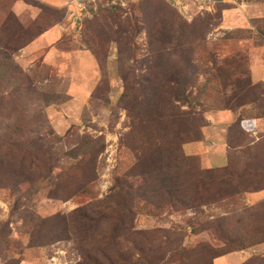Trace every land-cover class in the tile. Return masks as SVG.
Wrapping results in <instances>:
<instances>
[{"label":"rangeland","instance_id":"374dc122","mask_svg":"<svg viewBox=\"0 0 264 264\" xmlns=\"http://www.w3.org/2000/svg\"><path fill=\"white\" fill-rule=\"evenodd\" d=\"M212 1L208 12L171 0H124L121 6L95 0L78 12L68 7L69 0H0V264H87L83 253L96 256L99 244H88L72 214L98 208L118 189L146 193L155 182L153 144L180 125L165 126L166 113L185 116L183 132L197 116L217 129L231 122L232 113L233 122L245 120L242 126L253 130L247 147L264 136V119L252 120L264 112V85L252 86L249 78L252 57H264V0ZM179 18L176 51L183 60L160 61L156 48L162 41L176 44ZM128 22L140 32L133 45ZM176 73L186 88L183 102L177 100ZM259 75L264 67L254 71L253 80ZM144 82L147 101L156 93L158 106L139 98L140 104H125L129 94L143 91ZM236 133L227 128L232 139ZM190 134L196 137L194 130ZM82 144L90 149L86 154L79 150ZM201 147L184 149L203 169L228 164ZM243 158L235 153L232 162ZM140 174L146 178L139 183ZM88 183L90 194L84 190ZM261 202L264 192L185 211L142 209L133 226L176 232L182 247L191 248L198 238L210 242L207 234L192 232L206 219H223L232 239L245 229L242 224L253 219L264 224L258 217ZM57 252L62 254L55 263ZM214 263L264 264V245Z\"/></svg>","mask_w":264,"mask_h":264},{"label":"trees","instance_id":"16d2710c","mask_svg":"<svg viewBox=\"0 0 264 264\" xmlns=\"http://www.w3.org/2000/svg\"><path fill=\"white\" fill-rule=\"evenodd\" d=\"M168 5L175 10L172 4ZM102 7L107 8L103 6V3ZM108 9L114 11L117 8ZM128 24L131 31L128 44L133 45L140 32L135 22H128ZM182 27L183 23L179 18L177 35L173 41L175 45L162 41L156 48L154 56L161 59L160 61L167 62L173 59L181 63L183 60L176 51V48L181 46L178 36L182 35V32L180 33ZM150 31H154L153 28H150ZM3 49H5L4 45ZM174 50L175 53L172 54L171 51ZM181 65H185V62L183 61ZM185 70L182 66V72ZM175 75H179L177 100L182 101L186 88L185 85L181 86L182 74ZM144 83L141 86L143 91L139 94H129L130 100H125V104H140L139 98L145 103L150 102L152 106H158L156 93L150 92L151 98L147 101L148 91L146 82ZM10 84L14 88L17 86L13 81ZM260 114L262 115L259 118L252 120L255 122L264 119V112L261 111ZM193 120H196L193 125L188 122L191 130L183 132L180 125L186 120L182 113L170 117L166 113L161 117V122L167 127L171 126V130H176V121L180 125L171 136L160 134L154 142L152 178L155 182L144 189L146 193H135L131 191L133 187L118 189L112 198L104 203H97L98 208L74 211L72 217L79 222L78 230L81 231V227L84 228L83 238L87 236L90 238L88 244L91 247L93 242L99 244V247L95 249L96 256L91 257L90 254L83 253L87 264H215V260L222 256L264 245V224H257L254 219L249 221L247 226L242 224V229L246 230L240 231L235 239H232L224 229L223 219H206L200 222L197 229L192 228V232L195 237L207 234L210 242L207 243L208 241L198 238L197 245L191 248L182 247L181 239L176 232L162 229L146 232L134 229L133 221L142 209L150 214H153L150 208L185 211L188 208L198 209L201 206L220 204L227 200L244 197L246 194L264 192V136L259 137L258 143L253 147H247L246 137L253 131L252 128L243 127L245 120L242 119L233 122L229 126L230 130H237L238 133L233 139L229 134L225 138L228 147L226 159L228 164L219 169H203L202 165L200 167L192 159L193 155L186 154L184 148L203 141V129L209 125V122L206 119L203 120L202 116H197ZM192 130L196 132L195 138H192L190 134ZM241 142H243V148L240 147ZM82 149H85L82 154L90 150L87 144H82L79 150L82 151ZM239 149L240 151L237 152ZM235 153L245 158L239 162H232V156ZM138 176L139 183L146 178L141 174ZM90 189L89 183L86 184L84 189L86 194L91 193ZM140 202L145 206H140ZM257 209L260 212L258 215L260 221L264 222V202L259 203ZM233 221H237V218ZM213 242L216 247L211 245Z\"/></svg>","mask_w":264,"mask_h":264},{"label":"crops","instance_id":"0c3cea01","mask_svg":"<svg viewBox=\"0 0 264 264\" xmlns=\"http://www.w3.org/2000/svg\"><path fill=\"white\" fill-rule=\"evenodd\" d=\"M250 13V11H249ZM251 19H256L255 16H253V14H251ZM44 35L40 36L38 39H41V37L43 38ZM243 43V42H242ZM33 44V43H32ZM264 49V48H263ZM262 52V51H261ZM261 55H264V52H262ZM255 67H257L255 69ZM264 67V57H259L257 55L253 56L251 61H250V67H249V78L251 81L252 86H256V85H264V75H259L258 78L254 81L253 80V74L255 70H261ZM221 112H226V111H219L218 113ZM229 113V112H228ZM231 116V122H229L228 124H225L224 126L220 127V128H214L211 120H209L208 118V122L209 125L203 129V141L196 143V144H192V145H199L202 149H206L207 153L209 154L210 152L216 156L218 154L219 156L224 157L225 161L227 159V143H226V134H227V128L230 126V124L233 122L234 120V115L232 113H229ZM226 164V162H225ZM223 167V166H222ZM242 258H245V260H247V258L245 257V254L241 255ZM243 259V262L245 261ZM242 264V263H240Z\"/></svg>","mask_w":264,"mask_h":264},{"label":"built area","instance_id":"2783aa9c","mask_svg":"<svg viewBox=\"0 0 264 264\" xmlns=\"http://www.w3.org/2000/svg\"><path fill=\"white\" fill-rule=\"evenodd\" d=\"M95 0H69V3L67 4L68 7L70 4H73L74 6H76L78 8V12H83L86 10V7L88 6V4L94 3ZM124 0H110V4L112 6H116V5H122ZM187 1H190L194 4H196L198 6V9L202 12H208L212 9V7L214 6V1L212 0H171V2L176 5L177 7L179 5L177 4H181V3H186ZM181 7V6H179ZM73 14V13H72ZM62 252L60 253H56V257L53 259V262L56 263V260L59 259V257L61 256Z\"/></svg>","mask_w":264,"mask_h":264}]
</instances>
